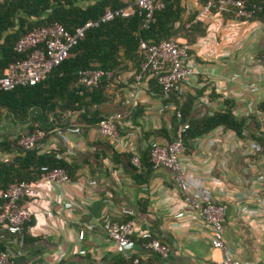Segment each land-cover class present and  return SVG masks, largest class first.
Listing matches in <instances>:
<instances>
[{
    "label": "crops",
    "instance_id": "obj_1",
    "mask_svg": "<svg viewBox=\"0 0 264 264\" xmlns=\"http://www.w3.org/2000/svg\"><path fill=\"white\" fill-rule=\"evenodd\" d=\"M186 5L188 14L198 10L196 0ZM203 23L207 36L189 45L199 74L179 84L175 97L190 105L189 124L231 111L244 128L239 135L219 125L190 140L184 170L212 202L225 205V245L234 257L264 264V26L216 13ZM134 72L123 74L99 106L107 116H124L122 143L101 138L97 125L86 127L78 113H67L66 128H53L40 144L42 153H55L77 173L70 183H32L36 197L20 202L32 211L21 233L0 223V252L17 264H127L135 258L143 264L222 263L223 251L213 248L211 229L186 203L173 172L145 158L153 142L172 143L182 123L151 78L135 82ZM33 116L44 119L40 109ZM26 127L7 115L0 142ZM8 158L0 153V161ZM116 223L133 228L124 251L109 237ZM152 240L167 247L166 256L148 247Z\"/></svg>",
    "mask_w": 264,
    "mask_h": 264
},
{
    "label": "trees",
    "instance_id": "obj_2",
    "mask_svg": "<svg viewBox=\"0 0 264 264\" xmlns=\"http://www.w3.org/2000/svg\"><path fill=\"white\" fill-rule=\"evenodd\" d=\"M196 1L198 10L188 14L186 0H164V7L155 13V21L144 27L145 15L135 5L136 0H0V77L12 63L26 59L27 54H20L15 48L33 30L59 23L72 32L87 22L101 19L108 10L130 6L134 9L129 16L121 15L87 30L72 50L71 57L54 68L43 82L0 92V124L7 115L27 123L22 132L2 137L0 153L8 154L10 158L0 161V190L23 181L31 184L38 182L44 174L43 167L62 169L70 179H74L77 167L58 159L53 152L42 153L40 144L53 128H66L63 115L67 113H78L86 127L96 126L107 117L99 106L110 99L109 92L119 84L122 75L135 71L133 79L137 82L135 74L146 60L141 41L153 45L163 41L185 40L187 45L192 46L198 38L207 36L209 25L194 21L198 11L210 1L214 3L213 11L216 12L220 0ZM241 1L248 9H255L254 21L264 23V0ZM236 11L235 7H230L223 14L235 19ZM96 70L110 72L113 77L110 80L104 78L93 92L85 91L79 85L82 74ZM149 78L159 87L156 91L166 98L167 103L176 105V119L182 124L186 123L190 105L182 102L179 96L175 97L177 88L166 96L157 77ZM81 90H84L83 94ZM35 109L41 110L44 119L33 116ZM178 112H181L182 119H178ZM219 125L231 128L239 135L244 128V122L236 119L231 111L191 121L183 139L186 148L190 140L207 134ZM35 130L45 131L46 138L32 149L24 150L19 145L20 140ZM145 158L153 166L151 147ZM2 204L0 199V211Z\"/></svg>",
    "mask_w": 264,
    "mask_h": 264
},
{
    "label": "built area",
    "instance_id": "obj_3",
    "mask_svg": "<svg viewBox=\"0 0 264 264\" xmlns=\"http://www.w3.org/2000/svg\"><path fill=\"white\" fill-rule=\"evenodd\" d=\"M135 5L145 15L144 27H148L155 21V13L164 7V0H136ZM230 7H235L238 23H252L261 29L264 23L254 21L255 9H248L241 0H220L216 12L213 11L214 3L208 2L201 8L194 22H205L212 18L213 14L228 12ZM134 13L132 6L119 10H108L101 19L90 21L76 28L74 31L67 30L63 25H53L33 30L25 35L16 45V51L27 54L26 59L12 63L6 73L0 77V92L11 91L18 87L35 86L43 82L52 70L72 55V50L85 36L87 30L97 28L101 23L114 20L118 16H129ZM141 50L145 52L146 60L135 74L136 81L142 83L151 76H156L159 85L166 96L173 89L191 76L199 74L195 57L187 43L180 41H163L159 44L148 45L141 41ZM110 72L103 70L88 71L82 74L79 85L85 91L93 92L101 81L106 78L112 79ZM81 90V94L84 93ZM182 119L181 112L177 114ZM124 116L121 113L108 115L98 125V135L115 143H122L119 134V124ZM190 128L188 122L182 124L176 139L170 144H161L157 141L151 144V155L154 167H164L173 172L177 187L185 197L186 203L196 211L211 229V243L213 248L223 251L221 264H243L237 260L233 253L226 247L224 239V224L226 220V207L224 204H216L211 201L209 194L199 187V183L191 173L184 170L183 162L187 152L184 144V134ZM47 133L43 130H35L31 135L23 136L19 145L24 150L32 149L36 144L45 139ZM137 160V159H136ZM138 162V160H137ZM42 180L54 183H70L71 179L62 169L49 170L43 167ZM37 195L35 184L20 182L10 185L5 190H0V199L3 201L0 211V223L11 234H19L24 226L31 221L32 211L28 207L20 206L25 199H33ZM247 199V198H246ZM246 214L247 210L243 208ZM133 228L129 223H116L109 230V237L117 244L120 251H124L131 243ZM85 232H80L83 239ZM143 238L150 239L146 233ZM148 247L163 256L168 249L158 240H152ZM0 264H17L7 252L0 253ZM127 264H143L138 258Z\"/></svg>",
    "mask_w": 264,
    "mask_h": 264
}]
</instances>
